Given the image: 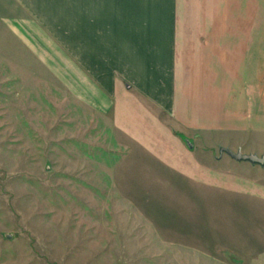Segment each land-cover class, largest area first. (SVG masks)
Segmentation results:
<instances>
[{
  "label": "rangeland",
  "instance_id": "obj_1",
  "mask_svg": "<svg viewBox=\"0 0 264 264\" xmlns=\"http://www.w3.org/2000/svg\"><path fill=\"white\" fill-rule=\"evenodd\" d=\"M236 1L233 67L254 16ZM23 43L0 23V264H264V169L218 155L264 154V130H202L189 177Z\"/></svg>",
  "mask_w": 264,
  "mask_h": 264
},
{
  "label": "crops",
  "instance_id": "obj_2",
  "mask_svg": "<svg viewBox=\"0 0 264 264\" xmlns=\"http://www.w3.org/2000/svg\"><path fill=\"white\" fill-rule=\"evenodd\" d=\"M236 4L0 0V23L35 56L56 58L53 71L68 74L87 105L110 113L122 135L194 178L189 156L202 130H264V0H254L242 59L233 67L227 59Z\"/></svg>",
  "mask_w": 264,
  "mask_h": 264
},
{
  "label": "water",
  "instance_id": "obj_3",
  "mask_svg": "<svg viewBox=\"0 0 264 264\" xmlns=\"http://www.w3.org/2000/svg\"><path fill=\"white\" fill-rule=\"evenodd\" d=\"M223 154L229 156L236 162H247L252 166L264 167V154L258 155L256 153H244L240 148L236 151L231 150L225 146H218V155L221 157ZM7 238L10 236L5 235Z\"/></svg>",
  "mask_w": 264,
  "mask_h": 264
}]
</instances>
